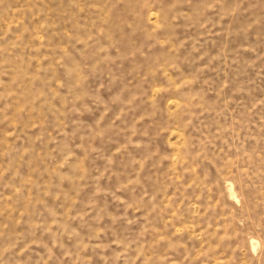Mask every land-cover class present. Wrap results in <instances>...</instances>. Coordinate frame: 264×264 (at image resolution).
Instances as JSON below:
<instances>
[{
    "label": "rangeland",
    "instance_id": "obj_1",
    "mask_svg": "<svg viewBox=\"0 0 264 264\" xmlns=\"http://www.w3.org/2000/svg\"><path fill=\"white\" fill-rule=\"evenodd\" d=\"M0 264H264V0H0Z\"/></svg>",
    "mask_w": 264,
    "mask_h": 264
}]
</instances>
